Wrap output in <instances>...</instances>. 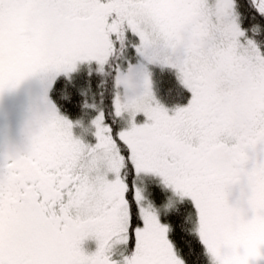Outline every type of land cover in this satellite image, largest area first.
Wrapping results in <instances>:
<instances>
[{
	"label": "snow or ice",
	"instance_id": "snow-or-ice-1",
	"mask_svg": "<svg viewBox=\"0 0 264 264\" xmlns=\"http://www.w3.org/2000/svg\"><path fill=\"white\" fill-rule=\"evenodd\" d=\"M82 67L97 93L77 88ZM151 67L186 105L160 104ZM149 178L172 199L149 200ZM185 200L194 213L162 221ZM201 250L264 264V0H0V264Z\"/></svg>",
	"mask_w": 264,
	"mask_h": 264
},
{
	"label": "trees",
	"instance_id": "trees-1",
	"mask_svg": "<svg viewBox=\"0 0 264 264\" xmlns=\"http://www.w3.org/2000/svg\"><path fill=\"white\" fill-rule=\"evenodd\" d=\"M63 81V78H61V82ZM77 88L79 89H85L87 90L89 87V82L91 84V92L97 93L98 92V85L100 83V77L93 75L91 78L87 74V68L82 67L80 72L76 74L75 77ZM153 87L155 94L157 98L160 100V102L168 108H174L177 106H184L187 104L189 99V93L183 89V87L178 82L174 72L168 69H158L153 74ZM75 99L77 101L76 106H67L66 110L64 111V114L69 117V119L75 121L77 119H80L83 115L82 108L80 105H82L84 101V97L80 95H75ZM96 100H99V96L97 95ZM89 102H92L91 95H89ZM107 102V101H106ZM95 113L89 112L88 117L85 119V121L90 120ZM150 182V183H149ZM146 183V182H145ZM147 187V194L149 200H153L154 203L159 206L162 202L167 199H170L171 194L169 192L163 191L159 188L158 182L154 181L153 179H150L148 181ZM157 192L162 193L163 195V201L160 202L157 199ZM165 201V202H166ZM164 202V203H165ZM173 211L178 212V216L173 214L171 216H162L163 222H173L177 223L180 219L185 217L189 213H194V208L189 200H185L183 203H177L173 207ZM201 264H208L207 258L203 255V252L201 250Z\"/></svg>",
	"mask_w": 264,
	"mask_h": 264
},
{
	"label": "rangeland",
	"instance_id": "rangeland-1",
	"mask_svg": "<svg viewBox=\"0 0 264 264\" xmlns=\"http://www.w3.org/2000/svg\"><path fill=\"white\" fill-rule=\"evenodd\" d=\"M158 69H161V68H159V67H151L150 68V71H151V73H152V77H151V79L153 78V74L155 73V71L156 70H158ZM152 84H153V81H152ZM153 91H154V87H153ZM154 93H155V91H154ZM155 96H156V94H155ZM156 98H157V96H156ZM157 100L160 102V100L157 98ZM160 104H162L161 102H160ZM163 105V104H162ZM164 106V105H163ZM166 108H168V107H166ZM169 109H171V108H169ZM94 117V116H93ZM88 123V120L87 121H85V124H87ZM74 133L75 134H77V135H79L80 134V130L79 129H74ZM89 139H90V137H88ZM150 179H152V178H149V179H147L145 182H146V185H148V181L150 180ZM154 181H156V182H158L157 180H155V179H153ZM150 183V182H149ZM148 187V186H147ZM170 193V192H169ZM171 194V193H170ZM157 199L160 201V202H162L163 201V195H162V193H160V192H157ZM170 199H172V194H171V197H170ZM168 200V199H167ZM166 201V200H165ZM164 201V202H165ZM164 202H162L161 204H159V206L160 205H162ZM175 205V204H174ZM158 206V207H159ZM94 250V249H93Z\"/></svg>",
	"mask_w": 264,
	"mask_h": 264
}]
</instances>
